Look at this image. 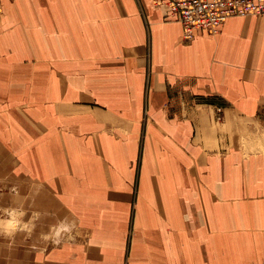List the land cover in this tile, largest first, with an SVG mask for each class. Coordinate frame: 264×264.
I'll list each match as a JSON object with an SVG mask.
<instances>
[{
	"label": "crops",
	"instance_id": "obj_1",
	"mask_svg": "<svg viewBox=\"0 0 264 264\" xmlns=\"http://www.w3.org/2000/svg\"><path fill=\"white\" fill-rule=\"evenodd\" d=\"M1 1L0 264H264V13Z\"/></svg>",
	"mask_w": 264,
	"mask_h": 264
},
{
	"label": "built area",
	"instance_id": "obj_2",
	"mask_svg": "<svg viewBox=\"0 0 264 264\" xmlns=\"http://www.w3.org/2000/svg\"><path fill=\"white\" fill-rule=\"evenodd\" d=\"M153 3L168 8L170 18L181 25L182 39L186 42L193 39L197 30L216 33L229 17L264 13V0H153ZM2 15L0 0V20Z\"/></svg>",
	"mask_w": 264,
	"mask_h": 264
},
{
	"label": "clouds",
	"instance_id": "obj_3",
	"mask_svg": "<svg viewBox=\"0 0 264 264\" xmlns=\"http://www.w3.org/2000/svg\"><path fill=\"white\" fill-rule=\"evenodd\" d=\"M8 214V218L5 220H0V234L6 236H13L17 231L28 230L30 231V221H24L22 217L25 215L24 211H17L15 208L4 209ZM61 227H66V225H61ZM59 235V229L56 232Z\"/></svg>",
	"mask_w": 264,
	"mask_h": 264
}]
</instances>
